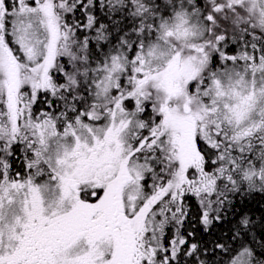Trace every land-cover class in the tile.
<instances>
[{
    "label": "snow or ice",
    "instance_id": "snow-or-ice-1",
    "mask_svg": "<svg viewBox=\"0 0 264 264\" xmlns=\"http://www.w3.org/2000/svg\"><path fill=\"white\" fill-rule=\"evenodd\" d=\"M0 264H264V0H0Z\"/></svg>",
    "mask_w": 264,
    "mask_h": 264
}]
</instances>
